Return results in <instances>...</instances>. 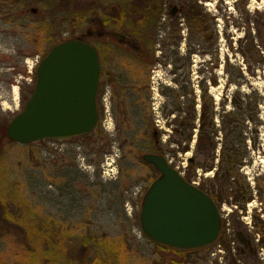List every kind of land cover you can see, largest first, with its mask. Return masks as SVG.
<instances>
[{
	"label": "rangeland",
	"instance_id": "rangeland-1",
	"mask_svg": "<svg viewBox=\"0 0 264 264\" xmlns=\"http://www.w3.org/2000/svg\"><path fill=\"white\" fill-rule=\"evenodd\" d=\"M54 1L0 0V133L12 119L14 108L30 96L34 77L24 65H32L35 49L45 55L64 34L78 38L87 28L82 21L86 0H71L69 5ZM153 2L158 14L144 28L146 52L98 47L102 53L99 95L106 85L111 88L112 133L102 126L103 105L97 95L98 120L89 137L27 146L0 135V264H27L29 246L42 259L43 238L51 234L49 228L41 227L44 221L55 225L51 237L57 245L58 232L69 242L86 239L88 245L85 251L76 248L73 258L72 251L56 247L52 264L88 261L96 249L107 256L105 248L110 243L114 244L112 264H168L173 256L156 249L140 229L142 198L158 177L141 156L164 153L171 167L191 184L198 187L204 180L209 182L217 160L205 172L200 166L205 165V158L196 154L195 133L187 152L181 153L177 148L180 137H170L171 129L184 121L185 107L193 100L199 110L201 88L207 89L218 113L222 106L230 111L237 89L230 81L240 83L237 98L249 94L260 102L258 120L250 122L244 140L237 144L245 164L235 172L239 176L234 180L235 185L237 180L243 187L248 185L254 199L244 208L236 209L227 201L220 205L224 239L234 244L225 243L224 248L219 241L224 252L216 245L189 253L185 264H264V238L253 229L255 217L264 221V46L256 30L262 26L264 40V0H190L206 15L207 30L200 36L190 34L182 5L177 6L179 0ZM172 2L178 8L174 17L167 10ZM56 6L60 11L50 18L25 13L26 17L19 18L16 13L35 7L45 15ZM55 28L53 39L46 38V32ZM37 31L41 34L36 35ZM238 67L245 70L244 78ZM172 107L176 112L170 114ZM214 122H219L217 117ZM172 149L177 150L175 156ZM190 158L199 164L195 169L189 166ZM255 186L260 193L256 198ZM237 231L251 238L258 251L256 258L235 256V249L243 248L236 240ZM231 254L236 263H230Z\"/></svg>",
	"mask_w": 264,
	"mask_h": 264
},
{
	"label": "water",
	"instance_id": "water-1",
	"mask_svg": "<svg viewBox=\"0 0 264 264\" xmlns=\"http://www.w3.org/2000/svg\"><path fill=\"white\" fill-rule=\"evenodd\" d=\"M100 71L93 46L76 39L54 45L36 68L35 85L22 111L8 123L7 138L27 145L91 134L98 120ZM141 158L159 174L141 201L138 219L143 235L176 251L212 244L221 229L214 201L188 183L164 156L146 153Z\"/></svg>",
	"mask_w": 264,
	"mask_h": 264
},
{
	"label": "trees",
	"instance_id": "trees-1",
	"mask_svg": "<svg viewBox=\"0 0 264 264\" xmlns=\"http://www.w3.org/2000/svg\"><path fill=\"white\" fill-rule=\"evenodd\" d=\"M182 3V17L188 24V29L190 34L193 32L199 34L206 32V19L205 16L202 14L201 10L197 9L196 3L190 2V0H181ZM259 34V40L261 46H264V40L261 37L262 33V26H258L256 28ZM78 40V38H75ZM152 56V54H151ZM240 77L244 78L245 70L243 67L237 68ZM107 80L112 82L111 77L107 76ZM212 85H216V82L212 81ZM229 84H233L237 86V89L234 92L233 97H231V107L230 111H225L223 106L221 108V112L216 111V105L214 101H212L211 97L207 95V89L201 88V100H200V108L197 111L195 109L194 100L185 107L184 112V121L178 123L176 128L171 129V136H179L180 141L177 143V148L180 147V152L185 153L188 150L189 143L193 140L192 136L195 133V150L196 154L200 155L205 158V165H200L201 168L205 172L211 170L215 159L217 160V164L215 167V172L213 177L207 181H203L201 186H198L200 190L204 191L211 199L214 201L216 206L220 208V205L224 202H228L232 206H236L238 208H244L247 204L253 201L254 197L252 195V191L248 185L243 187L242 184L237 180L236 185L234 184L235 177L239 175L235 172L238 171L244 164V153L240 151V147L237 145L238 143L242 142L245 137V129L250 125V122H255L258 120L259 116V106L260 102L257 98L251 99L249 94H245L242 97L237 96L240 90V83L238 84L237 81H230ZM101 88V86H100ZM239 88V89H238ZM193 94V91H191ZM180 106V105H179ZM176 112V109L172 107L169 113ZM218 118L219 122L215 123L214 119ZM195 120H198L197 125L194 124ZM173 121V120H172ZM218 124V125H216ZM256 127V125H253ZM5 129H3V136L7 138ZM96 129V127H95ZM197 129V131H194ZM97 132V130H96ZM0 133V135H2ZM99 133V132H97ZM90 135V134H89ZM89 135L83 136L89 137ZM220 139L217 142V139ZM10 142V140L8 139ZM47 141H40L27 144V146H33L37 144H42ZM11 143H13L11 141ZM181 144H184L181 146ZM157 148V147H156ZM173 156L176 155L177 150L172 149ZM217 154L215 155V152ZM151 153H155L152 152ZM165 156L164 153L160 154ZM195 158L189 159V166L195 169L199 164L194 163ZM193 164V165H192ZM196 166V167H195ZM240 179V178H239ZM188 183H191V180L185 178ZM255 198L260 196L259 190L257 186H255ZM259 198V197H258ZM263 210V209H262ZM261 210V211H262ZM260 214V213H258ZM259 216V215H257ZM255 217L253 220V229L256 235L261 234L262 238H264V221L260 219H256ZM38 222V221H37ZM42 223L41 227L44 229H50V236H44L43 238V249L42 259H38V251L33 246H29L28 255H29V262L27 264H52L54 263L55 259V251L56 247H59L61 250L72 251V258L76 248H81L85 251L88 248L87 240L83 239L78 243H73L72 241H68L66 237H63L58 232L57 242L58 245L54 243L53 238L51 237L53 232H56V227L52 221ZM33 224V222H32ZM37 225V223H36ZM35 225V226H36ZM40 227V224L37 225ZM36 226V227H37ZM59 230V229H57ZM217 241H222L221 243L225 247V243L227 244L226 240L224 239L222 233L218 237ZM63 245V248L61 246ZM86 244V246L84 245ZM262 244V243H261ZM111 245L110 243L107 248H105L107 256L101 254L99 249H96V254L88 261H82L79 264H112L110 263L111 259H113ZM156 249L166 252L169 255H172V259L169 261L168 264H185V257L189 253L195 251H176L171 250L166 247L155 245ZM69 255V254H68ZM107 257V258H106ZM68 259V258H67ZM106 259V260H105ZM62 264L69 263V260H65L61 262Z\"/></svg>",
	"mask_w": 264,
	"mask_h": 264
},
{
	"label": "flooded vegetation",
	"instance_id": "flooded-vegetation-1",
	"mask_svg": "<svg viewBox=\"0 0 264 264\" xmlns=\"http://www.w3.org/2000/svg\"><path fill=\"white\" fill-rule=\"evenodd\" d=\"M8 1L11 2L14 0H6V2ZM16 1H19V0H16ZM60 1L62 4L67 3L68 5L71 2V0L70 1L69 0H55L54 3L56 2V4H58ZM86 1H87V4H86V8L84 6V9H83L84 16H82V19L83 18L84 19L82 21L85 25H87V28L85 32H83L78 37V40H81L93 46L96 49L97 54H98L99 63L101 62V57H102V53L99 51V48L103 51H107L108 45L113 46L114 48L125 50L126 52H131L132 49L140 53L146 52L145 51L146 47H145L144 40H143L145 39L144 28L146 24L150 22L149 20L153 18V15L158 14V9H157V12H154V9H153L154 0H86ZM157 1H158L157 3L160 5L161 0H157ZM33 4L34 3L31 2V5ZM174 4L176 3L172 2V4L170 3V5H168L167 10H168V15L170 17H171V14H173V17H174L176 13H178V8ZM179 5H182L181 0H179V2L177 3V6ZM8 6L9 5H7L6 7ZM33 8L35 7H30L29 9L27 8L25 10H16L17 16L19 18H22V17H26L31 14L33 16L39 15L40 17L50 18L52 15L60 11L59 7L56 6L55 8H52L51 10H49L48 13L43 15V12H41L38 8H35L37 10L35 13L31 12V9ZM72 11H73L72 9L69 10L70 13H72ZM24 13L26 14V16L24 15ZM73 20L74 18H72L71 20L69 19V22L72 25H73ZM55 32H56V28L54 29L52 33L46 32V34H48L46 38L53 39L52 36H54L53 34ZM40 34H41L40 32L38 31L36 32V35H40ZM71 39L72 38H70L69 35L64 34L63 37L56 44H58L59 42H63V41L71 40ZM37 44L38 43L36 42L35 44L36 47H37ZM49 50L47 51V53L49 52ZM36 52L37 50L35 49V51L31 54V56L33 55L32 65L31 66L24 65L25 68H27V73L34 77V81L30 79V83H33V84L35 83L37 65L42 60V58L47 54L46 53L45 55H42L41 52L39 53H36ZM143 64H147V63H143ZM33 87H31L30 90L28 91L29 95H31L33 91ZM13 89L15 90V88ZM27 100L28 99L24 100L20 105L18 104V107L16 106L14 108L12 112V115H13L12 119L22 111L24 104L26 103ZM0 129H2V127H0ZM235 237H236V240L243 245V248L237 247L235 249L236 251L235 256L240 257L241 260L247 257H250L251 259H254L257 257L258 251L255 248V245L252 244L251 238L246 233L237 231L235 233ZM216 241L213 242L208 247H205L203 249H209L212 246H216L215 245ZM227 244H234V242L233 241L227 242ZM218 246L220 245L218 244ZM235 256L232 254L230 255V257H232V259L230 260V263H236V260L233 258Z\"/></svg>",
	"mask_w": 264,
	"mask_h": 264
},
{
	"label": "built area",
	"instance_id": "built-area-1",
	"mask_svg": "<svg viewBox=\"0 0 264 264\" xmlns=\"http://www.w3.org/2000/svg\"><path fill=\"white\" fill-rule=\"evenodd\" d=\"M101 103L103 105V127L108 133H112L114 129L113 115L111 110V94L109 87H106L101 97ZM108 157L105 158L107 160ZM214 256V253L212 254Z\"/></svg>",
	"mask_w": 264,
	"mask_h": 264
},
{
	"label": "bare ground",
	"instance_id": "bare-ground-1",
	"mask_svg": "<svg viewBox=\"0 0 264 264\" xmlns=\"http://www.w3.org/2000/svg\"><path fill=\"white\" fill-rule=\"evenodd\" d=\"M15 91V90H14Z\"/></svg>",
	"mask_w": 264,
	"mask_h": 264
}]
</instances>
